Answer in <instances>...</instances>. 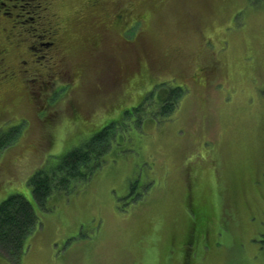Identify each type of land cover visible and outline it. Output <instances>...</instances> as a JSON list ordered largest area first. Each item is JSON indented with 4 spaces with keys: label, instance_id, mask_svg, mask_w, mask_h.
<instances>
[{
    "label": "rangeland",
    "instance_id": "rangeland-1",
    "mask_svg": "<svg viewBox=\"0 0 264 264\" xmlns=\"http://www.w3.org/2000/svg\"><path fill=\"white\" fill-rule=\"evenodd\" d=\"M42 4L0 78V202L104 152L0 264H264V0Z\"/></svg>",
    "mask_w": 264,
    "mask_h": 264
},
{
    "label": "trees",
    "instance_id": "trees-1",
    "mask_svg": "<svg viewBox=\"0 0 264 264\" xmlns=\"http://www.w3.org/2000/svg\"><path fill=\"white\" fill-rule=\"evenodd\" d=\"M1 141L3 139L0 136V143ZM102 151L104 152L98 150L95 153V147L92 145L86 146L85 149L78 147L65 154L56 170L49 172L38 170L29 179L37 205H43L42 201L50 198L55 191L63 189L62 186L66 188L71 182L79 178L84 179L94 167L93 164L89 168L87 164L97 158L95 165L98 166ZM36 221L33 205L22 194L10 195L0 202V247L7 249L6 255L9 258L21 257L25 252L27 247L25 239Z\"/></svg>",
    "mask_w": 264,
    "mask_h": 264
},
{
    "label": "flooded vegetation",
    "instance_id": "flooded-vegetation-1",
    "mask_svg": "<svg viewBox=\"0 0 264 264\" xmlns=\"http://www.w3.org/2000/svg\"><path fill=\"white\" fill-rule=\"evenodd\" d=\"M42 2L44 3V0H0V78L1 79H6L10 75H13V77H15L14 76L15 73L8 72V70H10V66H9L10 63H8V59L6 58L9 48L16 46L17 44H20V42H23V33L28 32L30 36H32V34H35L34 31L40 30L38 26H40L41 23H39V21L37 27L34 26L30 28L27 27L25 28L26 23H28L29 26H32V22L35 21L36 18L38 19L42 14L44 17H48L46 14L48 6L43 5ZM50 38L52 39H49L48 41L41 44H45L48 47V45H52L53 43H55V38L52 36ZM37 44H38L37 48L36 45L31 44L34 50H37L38 48H42V46L39 43ZM26 63H28V60L20 61V63L19 60H17L15 69L11 67V71L14 72L16 71L17 73V66L19 67L22 66L24 71L28 73L29 69Z\"/></svg>",
    "mask_w": 264,
    "mask_h": 264
},
{
    "label": "snow or ice",
    "instance_id": "snow-or-ice-1",
    "mask_svg": "<svg viewBox=\"0 0 264 264\" xmlns=\"http://www.w3.org/2000/svg\"><path fill=\"white\" fill-rule=\"evenodd\" d=\"M26 196H27V199H28V200L33 201V203L35 202V201L33 200V194H32L31 192L26 193Z\"/></svg>",
    "mask_w": 264,
    "mask_h": 264
},
{
    "label": "crops",
    "instance_id": "crops-1",
    "mask_svg": "<svg viewBox=\"0 0 264 264\" xmlns=\"http://www.w3.org/2000/svg\"><path fill=\"white\" fill-rule=\"evenodd\" d=\"M1 256H3V259H5L6 260V258H8L7 257V255H5L6 256V258H5V256H4V254L1 252V254H0ZM39 261H40V259H38ZM52 262V261H51ZM55 263V262H54Z\"/></svg>",
    "mask_w": 264,
    "mask_h": 264
}]
</instances>
